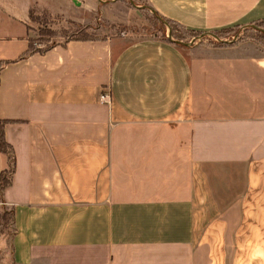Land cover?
Wrapping results in <instances>:
<instances>
[{"label": "crops", "instance_id": "obj_1", "mask_svg": "<svg viewBox=\"0 0 264 264\" xmlns=\"http://www.w3.org/2000/svg\"><path fill=\"white\" fill-rule=\"evenodd\" d=\"M14 1L17 16L0 6L14 157L0 264H264V54L105 35L21 57L30 13L65 4ZM147 1L196 31L264 19V0Z\"/></svg>", "mask_w": 264, "mask_h": 264}, {"label": "rangeland", "instance_id": "obj_2", "mask_svg": "<svg viewBox=\"0 0 264 264\" xmlns=\"http://www.w3.org/2000/svg\"><path fill=\"white\" fill-rule=\"evenodd\" d=\"M69 0H37L39 8L45 4L47 8H61L60 14L42 16L41 19L32 20L33 46L45 47L70 36H78L86 33L93 36L120 35L130 39L140 37L157 36L170 37L180 46L187 48L189 45L207 44L219 45L218 42L238 45V51L248 54H264V24L251 23L248 25H237L233 29L216 34L208 31H196L186 29L178 23L172 22L153 11L147 0H80L87 2L91 8L83 10L81 3L74 5ZM116 1V2H113ZM119 1V2H117ZM14 0H0L7 12L18 15V8ZM112 2V4H110ZM77 3V2H74ZM78 6V7H77ZM48 9H45L47 11ZM42 12V10H40ZM71 14L72 16H70ZM85 16L83 23L76 22L74 18ZM128 17L127 24L112 22L117 20L123 22ZM82 25H88V29L78 31ZM48 29V32L46 31ZM226 44V43H225Z\"/></svg>", "mask_w": 264, "mask_h": 264}, {"label": "trees", "instance_id": "obj_3", "mask_svg": "<svg viewBox=\"0 0 264 264\" xmlns=\"http://www.w3.org/2000/svg\"><path fill=\"white\" fill-rule=\"evenodd\" d=\"M30 14H31L30 17H31V21H32V20L41 19L42 16H49L51 13L49 11L44 10V11L38 12V13L35 11H32ZM168 20H170V19H168ZM170 21H172V20H170ZM172 22H174V21H172ZM255 23L256 24L260 23L261 24L260 27H262L264 24V19L256 21ZM237 25H240V24H236V25L228 26V27H223L220 29H214L211 32H214L216 34L223 33V32H226V31L233 29ZM250 25H251V23H250ZM88 28H89L88 25H82V27H80L78 31H84L85 29H88ZM46 31L48 32V29ZM98 37H102V36H93V35L85 32V34H83V35L70 36L68 38L93 39V38H98ZM32 38L29 40L28 49L21 55V57H24L27 54L32 53L34 51H41L44 48H47L48 46L51 45L50 44V45H47L45 47H35V46H33L34 42H33ZM167 38L172 40V41H175V40L171 39L170 37H167ZM225 43L227 44V42H221V41L218 42V44H225ZM6 121H7V119L0 118V150L7 153L10 166L8 169L0 171V200L2 198V194H3L5 187L11 183L12 172H13V168H14L13 148L10 145V143H8L6 141L5 136H4V123ZM13 215H14V209L12 206H8V205H5L3 203H0V238L3 235H5L8 239L11 238L13 231H14V228L12 226ZM3 256H5V251L0 249V257H3ZM9 264H14V263L11 262Z\"/></svg>", "mask_w": 264, "mask_h": 264}, {"label": "built area", "instance_id": "obj_4", "mask_svg": "<svg viewBox=\"0 0 264 264\" xmlns=\"http://www.w3.org/2000/svg\"><path fill=\"white\" fill-rule=\"evenodd\" d=\"M108 96V91H105V92H102L101 94H100V98L102 99V100H106V97Z\"/></svg>", "mask_w": 264, "mask_h": 264}, {"label": "water", "instance_id": "obj_5", "mask_svg": "<svg viewBox=\"0 0 264 264\" xmlns=\"http://www.w3.org/2000/svg\"><path fill=\"white\" fill-rule=\"evenodd\" d=\"M75 2H77V1H75ZM78 3V2H77Z\"/></svg>", "mask_w": 264, "mask_h": 264}]
</instances>
